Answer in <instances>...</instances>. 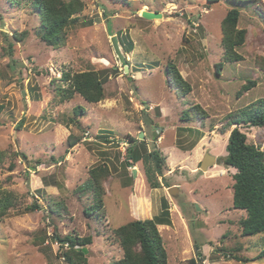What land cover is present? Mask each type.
<instances>
[{
    "label": "rangeland",
    "instance_id": "rangeland-1",
    "mask_svg": "<svg viewBox=\"0 0 264 264\" xmlns=\"http://www.w3.org/2000/svg\"><path fill=\"white\" fill-rule=\"evenodd\" d=\"M82 1L83 23L68 28L64 46L53 49L35 34L39 15L30 0H0V150L6 154L0 201L9 196L12 203L0 214V264H66L58 256L59 244L49 237L54 231L91 235L84 248L88 264H109L122 256L114 230L159 215L163 200L170 223L158 230L168 264H188L190 258L197 264H264L257 258L264 234H242L246 212L233 205L237 170L224 163L235 126L225 125L226 116L264 97V0ZM235 4L240 9L236 29L245 31L237 48L242 60L218 68L221 22ZM143 11L162 16L148 19ZM89 20L93 23L85 24ZM22 31L28 34L16 42L12 35ZM112 35L123 42L122 52L132 42V50L123 52L125 62L114 52ZM9 41L12 56L6 54ZM168 62L190 84L189 93L169 81ZM87 69L108 73L104 98L89 103L76 94L60 101L55 87L63 85L62 72ZM248 81L255 84L238 95ZM193 104L207 116L184 120L182 112ZM77 105L85 112L76 117ZM240 130L264 151V126L243 124ZM70 135L79 138L74 146ZM132 139L165 157L160 187L149 186L141 160L124 164L131 162ZM206 153L217 163L202 171ZM99 162L110 170L103 181L104 207L87 216L84 208L93 195L82 187ZM171 186L177 187L175 194ZM50 203L61 205L60 215L51 213ZM33 204V211L25 210ZM230 253L251 260L239 261Z\"/></svg>",
    "mask_w": 264,
    "mask_h": 264
},
{
    "label": "trees",
    "instance_id": "trees-1",
    "mask_svg": "<svg viewBox=\"0 0 264 264\" xmlns=\"http://www.w3.org/2000/svg\"><path fill=\"white\" fill-rule=\"evenodd\" d=\"M208 2H217L219 0H207ZM36 13L39 15V24L35 28V34L40 41L47 46L58 49L64 46L67 40V29L77 24H82L79 13L84 8L82 0H30ZM233 2H245L241 0ZM240 16V9L233 5L226 13L221 22L223 48L222 60L217 64L221 68L223 63H233L242 60V55L237 48L245 40V31L236 29ZM93 21H86L85 24H92ZM28 34V31L15 33L13 38L16 42H21ZM9 37H5V41ZM119 44L123 42L119 41ZM128 47H125L124 53L132 50V42L127 41ZM126 45V43L124 44ZM8 56L13 55V43L8 42L6 49ZM263 68V67H262ZM264 69V68H263ZM167 72L169 81L173 82L178 90L183 94L191 91L190 84L183 78L179 70L173 63H167ZM108 79V73L104 70L87 69L84 71H63L60 81L63 85H57L55 92L60 101L70 100L78 94L89 103H97L104 98V84ZM254 81H248L238 91V95L247 91L253 86ZM85 110L81 105L73 109L74 116L84 114ZM195 114L203 119L207 116L205 110L199 104H193L182 112L184 120H191ZM71 122L79 126L78 119L72 117ZM263 127L264 126V97L258 98L237 111H232L226 116L225 125L233 128L231 130L226 145L227 155L224 163L233 166L237 171L234 173L233 183V205L236 208L243 209L246 216L240 220V226L243 235L256 236L264 234V151L259 147L247 142V135L241 131L242 125ZM109 141L107 137H103ZM69 146H74L79 138L69 136ZM127 159L125 165H131L140 160L144 165V173L147 183L151 188L161 186L158 176L162 175L165 165V157L161 155L157 148L148 150L145 141L131 140V145L127 148ZM6 154L0 150V164L4 161ZM10 164L9 168H12ZM110 175L109 167L106 163H96L89 169V178L83 184L84 192H92L93 202L84 208L87 216L94 213H101L104 202L103 181ZM126 181L131 182V179ZM169 186V185H166ZM0 205V214H6L11 199L9 196H3ZM50 203L49 209L52 214L60 215L61 205ZM36 204L27 206L26 211H33ZM63 207V206H62ZM168 202L163 200L159 215L151 218L135 219L114 230V235L118 241L122 256L119 259H112L109 264H168V254L164 246L162 236L158 230L159 224H169L170 220ZM51 240L59 244L61 257L66 264H88L87 255L84 248L92 243V236H81L79 234L67 233L61 236L58 232L49 236ZM264 243V239H263ZM232 254V253H230ZM232 258L239 261H250L239 255L232 254ZM257 258H264V247L257 254ZM188 264H197V259L190 258Z\"/></svg>",
    "mask_w": 264,
    "mask_h": 264
},
{
    "label": "water",
    "instance_id": "water-1",
    "mask_svg": "<svg viewBox=\"0 0 264 264\" xmlns=\"http://www.w3.org/2000/svg\"><path fill=\"white\" fill-rule=\"evenodd\" d=\"M142 16L145 18H148V19H152L155 17L159 18L162 15L159 12L143 11ZM111 42H112L114 52L116 53L119 60L121 62H125L127 59H126L125 55L123 54V52L121 51V48H120V45L118 42V38L116 35L111 36ZM128 69H129L128 65H125V69H124L125 72H128L129 71ZM139 137L142 138L143 134L140 133ZM129 155H130V151H129ZM216 163H217V159L215 158V156H213L209 153H206L200 162V169L202 171H206L208 169V167L213 166ZM135 176H136V169H133V177L135 178ZM176 188H177L176 186H171V187H168V190L170 193L175 194V191L177 190Z\"/></svg>",
    "mask_w": 264,
    "mask_h": 264
}]
</instances>
